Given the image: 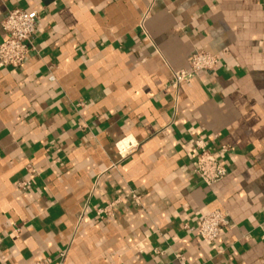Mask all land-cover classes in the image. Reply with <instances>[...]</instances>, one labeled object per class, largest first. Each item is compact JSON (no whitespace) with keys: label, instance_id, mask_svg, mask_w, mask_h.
Listing matches in <instances>:
<instances>
[{"label":"crops","instance_id":"obj_1","mask_svg":"<svg viewBox=\"0 0 264 264\" xmlns=\"http://www.w3.org/2000/svg\"><path fill=\"white\" fill-rule=\"evenodd\" d=\"M15 7L38 16L0 68V264H264V0H0V42ZM195 50L218 65L171 87ZM215 210L216 240L187 231Z\"/></svg>","mask_w":264,"mask_h":264},{"label":"built area","instance_id":"obj_2","mask_svg":"<svg viewBox=\"0 0 264 264\" xmlns=\"http://www.w3.org/2000/svg\"><path fill=\"white\" fill-rule=\"evenodd\" d=\"M37 12L26 11L21 8L9 9L1 21V28L5 32V38L0 42V68L19 67L27 59L33 50L34 35L36 31ZM143 21H141L142 27ZM218 65V58L215 55L203 50H195L190 58L188 69H181L172 72L170 86L176 88L181 82L188 81L198 72L211 70ZM196 154L193 162V172L206 185H212L222 180L227 173L226 167L207 148L205 141L197 139L194 142ZM223 151L228 147L221 146ZM29 181L19 183V188L28 187ZM137 202L139 196L132 195ZM110 206L98 210V214L109 213ZM229 217L226 213L215 210L203 216L196 226H186L188 232L196 233L204 241L216 240L223 230L230 226ZM264 235V221L258 225ZM180 264H185L181 255H175ZM45 264V263H35Z\"/></svg>","mask_w":264,"mask_h":264}]
</instances>
